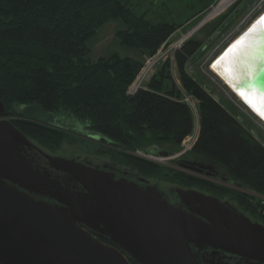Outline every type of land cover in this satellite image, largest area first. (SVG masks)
I'll return each mask as SVG.
<instances>
[{"label": "trees", "instance_id": "16d2710c", "mask_svg": "<svg viewBox=\"0 0 264 264\" xmlns=\"http://www.w3.org/2000/svg\"><path fill=\"white\" fill-rule=\"evenodd\" d=\"M236 4L210 23L209 33L218 36L222 19L236 9L234 19L245 7ZM208 5L202 3L185 20ZM111 20L124 25L115 31L119 43L140 55L154 53L183 25L180 20L151 21L136 14L130 0H0V100L11 111L10 121L51 153L63 151L67 143L81 144L84 139L78 136L90 133L108 143L101 152L135 174L226 197L264 225V200L256 197L264 195V146L186 72V61L196 58L202 41L195 36L185 40L174 52L173 68L184 91L198 99V135L182 157L212 165L205 169L210 174L162 166L135 153L178 150L192 132L193 115L177 100L180 91L169 60L156 67L146 89L127 94L141 59L117 52L89 57L92 38ZM19 105L25 106L24 112L15 109ZM28 106L46 117L35 118L26 111ZM63 118L69 120L66 127L56 124Z\"/></svg>", "mask_w": 264, "mask_h": 264}, {"label": "water", "instance_id": "95a60500", "mask_svg": "<svg viewBox=\"0 0 264 264\" xmlns=\"http://www.w3.org/2000/svg\"><path fill=\"white\" fill-rule=\"evenodd\" d=\"M257 15L260 60L247 80L264 95V7ZM8 114L0 100V264H131L125 253L138 264H201L203 248L264 264V225L235 206L193 188L175 205L155 185L45 153L68 176L52 178L22 154L33 143Z\"/></svg>", "mask_w": 264, "mask_h": 264}, {"label": "rangeland", "instance_id": "374dc122", "mask_svg": "<svg viewBox=\"0 0 264 264\" xmlns=\"http://www.w3.org/2000/svg\"><path fill=\"white\" fill-rule=\"evenodd\" d=\"M257 1L258 0H220L217 7H215L214 11L208 17L213 16L216 12L221 10L219 12V14L217 16H214L213 18H211V20H208L199 26H197L199 21L203 18V16L206 13H208L211 10L212 7H214L215 4H217L218 0H130V6L136 14H143L147 19H149L151 21H171V20L183 21V25H181L180 27H178L175 30L173 36L171 37L172 40L180 37L186 31L194 29V32L192 31L193 34L190 37L195 36L196 38H198L202 41L199 51H197L195 53V56H196L195 59L198 61V60H202L208 54V52L211 51L212 47L221 39V35H218V36H215L214 38H212L213 35L211 33H209V29L211 27L210 23L215 21L216 19H218L220 14L227 12L228 9L232 5H234L235 3H237L236 8L241 7V9H242L241 5H243L242 3H245V7L238 14H236L234 19H232V16H233V14L236 13V11H235L236 9H234L233 12L231 11L232 13L231 12L229 13L230 14V15H228L229 17L227 16L226 18L222 19V22L220 23V26L218 27L219 30H217V31H219L220 33H222V32L227 33L228 31L235 28L239 24V22L242 20V18L253 8V6L256 4ZM229 2H231V3H229ZM190 3H193V4L190 6ZM202 3L203 4L204 3L209 4V5H208V7H206V9H202L203 11H201L200 13L191 17L190 19L185 20L193 12H195L196 10L201 8ZM259 11L260 10H257L252 18H254ZM251 21L252 20H250L249 22H251ZM225 25H227V26L225 29H223L222 27H225ZM123 27H124V25H122V23L118 20H111V21L105 23L103 26H101L98 29L96 35L91 40L92 49H91V53H90L89 57L92 60H95L100 56H106V55L110 54L111 52H117L122 56H130V57L141 59L142 63H143L149 54L140 55L138 50L121 45L119 43L118 39L116 38L115 31L117 29H120ZM203 44H205L206 46L205 45L203 46ZM227 46L228 45H226L225 47H227ZM224 48H222V49H224ZM170 65H171V63H170ZM170 72L172 74L173 82H175L174 84L177 85V82L181 83L180 80L178 79V76H177L175 69L173 67L171 68V66H170ZM194 72L195 73H193V74L190 73L191 75H194V79H197L199 81H202L205 79V76L202 75L201 73H199L198 71H194ZM166 83H168V82H166ZM238 94H239L240 98L241 97L243 98L242 94L239 91H238ZM222 102L224 103L225 107L231 113H235V108L232 105V103H230L229 101H226V100H223ZM15 109L21 113V112H24L25 106L19 105V106H16ZM26 111L29 113L35 114L36 117L35 116L34 117L37 119H42V118L46 117L43 113L38 111V109L33 107V106H28L26 108ZM10 112L11 111L9 110V114L5 117V118H8L9 121H10ZM55 121L56 120H54V122ZM66 121H69V120H66ZM65 123H67V122H65ZM65 123H62L58 120L56 124H58L60 126L62 124L65 125ZM65 126H67V125H65ZM81 128L85 129V126L84 127L81 126ZM74 132H75L74 135H76V136H78L80 134V132L78 130H75ZM78 137H81L84 139L83 141H81V144H78L77 142L67 143L64 146L65 149H63V151H65V152L59 150L57 153H68L69 151L74 152V154H81V155H84L85 153H87L91 157L90 161L96 160V162H98V163L99 162L101 163V161L103 163H109V162H111L113 164L116 163L105 152H101L105 146H108L107 145L108 143H104L103 139H98L97 136H92V137H94L93 139H87L81 135H79ZM74 147H77V148H74ZM73 149H76V150H73ZM179 150H180V148L178 150L170 152L169 155H173L174 153H177ZM138 151H140V150H137L136 154ZM162 156L163 155L158 154L157 157H162ZM180 157L169 159V161H165L164 158L162 157V159L157 160L155 162L159 163L162 166H169V167H174L177 169L180 168V170L190 172V170H188L186 168L181 169V167H176V165H174L175 161L179 160ZM152 161H154V160H152ZM122 167L125 171L132 172L126 166H122ZM143 177L147 178L146 176H143ZM150 178H152V177H150ZM152 179H150V180L152 182H155V183L160 181V182H158V184L162 187V189L165 190V192L169 196H171V197L173 196L174 192L172 190H168V188L165 186L166 184H169V183H167L165 180L159 179V178H152ZM208 179L215 181V179H211V178H208ZM223 183L226 185H229L231 187H234L233 184L231 185L228 182H223ZM177 187H179V189L181 188V186H177ZM176 192H178V191H176ZM257 196L260 197L259 195H257ZM218 198H220V197H218ZM229 200H230L229 202L227 200H225V201L236 207L235 201H232L231 199H229ZM239 210H241V209H239ZM245 214H247V213H245ZM248 216H250V215H248ZM250 217L254 221L259 222L253 216H250Z\"/></svg>", "mask_w": 264, "mask_h": 264}, {"label": "built area", "instance_id": "2783aa9c", "mask_svg": "<svg viewBox=\"0 0 264 264\" xmlns=\"http://www.w3.org/2000/svg\"><path fill=\"white\" fill-rule=\"evenodd\" d=\"M219 2L220 0H218L217 4H215L214 7H212L211 10L203 16L197 26L202 25L206 21L211 20V18L219 14L221 10L216 12L213 16L208 17L209 14L214 11L215 7H217ZM263 7L264 0H258L253 8L242 18L235 28L231 29L227 33L222 32L219 34L221 35V39L212 47L211 51H209L202 60L197 61L196 59L191 58L185 63V69L189 75L195 73L194 71H198L205 76V79L201 81L202 87L211 95L214 100L220 103L232 115V117L242 125L243 128L248 130V132L262 146H264V119L260 117L248 104H246L236 92H234L233 88L227 82H225L221 75L214 69L213 64L222 48H224L239 32H241L244 26H246L249 21L253 19L252 17L254 16L255 12L257 10H261ZM192 31L194 32V29L186 31L180 37L173 40L171 37L174 33H172L154 53L148 55L145 61L142 63L136 77L127 87V94H134L140 88L146 89V82L153 75L156 67L161 65L164 61L169 60L171 63L170 66L172 68L175 50L180 48L182 43L190 38V36L193 34ZM204 45L205 44H203V46ZM191 76L194 78V75ZM177 87L180 91V97H178L177 100L185 102L189 106L193 115L194 124L192 132L182 140L180 144V150L173 155L162 156L165 161L180 157L188 152L192 148L199 131L197 110L198 99L192 94L185 92L179 82H177ZM223 100L232 103L235 108V113H231L225 107L224 103L222 102ZM137 154L154 161L162 159V157H157L158 154L143 151H138ZM259 196L264 200V196Z\"/></svg>", "mask_w": 264, "mask_h": 264}, {"label": "flooded vegetation", "instance_id": "af4514ba", "mask_svg": "<svg viewBox=\"0 0 264 264\" xmlns=\"http://www.w3.org/2000/svg\"><path fill=\"white\" fill-rule=\"evenodd\" d=\"M64 121L65 122H69V121H66L64 118L60 120V122H62V123H65ZM60 126L66 127L64 124H62ZM89 135H91V134H81V136H83V137H85L87 139H93L94 138V137H91ZM32 143L33 144H31L29 146L28 145H24L23 146L22 154L31 163V166L33 168L39 169V170H42V171L47 170L50 173V176L52 178H56V179L64 182V181H67L68 176H67L66 173H64V172H62L60 170L54 169L51 166L50 161L47 159L45 153H47L49 155H52V156H62V157H65V158H75V160L78 161V162H81V163H84V164H89L91 166H95V167H97L99 169H102V170H105V171L113 173L115 179L126 178L129 181L136 182L141 187H145L147 185H155V186H157L158 190L163 194V196H165L168 199V201L170 203L175 204V205H180L178 192H176V191L179 190V187H177L175 185H172V184H166L165 185L168 188V190H172L174 192L173 196L171 197L158 184V182H160V181L155 183V182H152L150 180L152 178H145L143 176L135 174V172H133V171L132 172L125 171L123 169L122 165H120L118 163H114V164L111 163V162L103 163L102 161H101V163L100 162L98 163V162H96V160L95 161H90L91 157L87 153H85L84 155L74 154V152H72V151H69L68 153H51V152H47V151L43 150V148H40L33 141H32ZM74 148H77V147H74ZM73 150H76V149H73ZM63 152H65V151H63ZM182 163L183 164H187V165L190 164L191 168H189L187 166H183ZM174 165H176V167H181V169H184V168H186V169L187 168H189V169H197V168L200 167L199 164H197L196 161H191V160L189 161V160H187V159H185L183 157H181L179 160L175 161ZM196 165H198L199 167H196ZM181 188H183V187H181ZM36 197L40 198L41 196L36 195ZM43 198L47 199L46 197H43ZM220 199L222 201H225V200H227L228 202L230 201L227 198H220ZM47 200H49L51 202H54L53 200H50V199H47ZM239 211L243 212L241 210H239ZM100 238L103 241H105V242H109L107 237L104 236V235H101ZM210 251L211 250L208 249V248L201 249V250L197 251V254H199L198 255L199 259L201 258V254L204 252V254L202 256L203 260H201V264H254L250 260H246L244 258H241V257L237 256V255L229 254L227 252L219 251V252H216L215 254L211 255ZM125 255L127 257H129L128 254L125 253Z\"/></svg>", "mask_w": 264, "mask_h": 264}, {"label": "bare ground", "instance_id": "6f19581e", "mask_svg": "<svg viewBox=\"0 0 264 264\" xmlns=\"http://www.w3.org/2000/svg\"><path fill=\"white\" fill-rule=\"evenodd\" d=\"M259 16L257 15L219 52L213 67L224 81L234 88V92L239 96V91L243 96L242 100L264 119V95L253 85V81L247 80L248 74L254 71L260 60L259 50L262 42L258 32L260 23L256 22ZM262 22L264 21L261 20Z\"/></svg>", "mask_w": 264, "mask_h": 264}, {"label": "snow or ice", "instance_id": "6c2138e0", "mask_svg": "<svg viewBox=\"0 0 264 264\" xmlns=\"http://www.w3.org/2000/svg\"><path fill=\"white\" fill-rule=\"evenodd\" d=\"M261 20L264 21V17H261Z\"/></svg>", "mask_w": 264, "mask_h": 264}, {"label": "crops", "instance_id": "0c3cea01", "mask_svg": "<svg viewBox=\"0 0 264 264\" xmlns=\"http://www.w3.org/2000/svg\"><path fill=\"white\" fill-rule=\"evenodd\" d=\"M232 2V1H231ZM231 2H229V3H231Z\"/></svg>", "mask_w": 264, "mask_h": 264}]
</instances>
